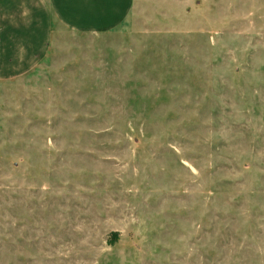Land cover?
Returning a JSON list of instances; mask_svg holds the SVG:
<instances>
[{
	"label": "rangeland",
	"instance_id": "obj_1",
	"mask_svg": "<svg viewBox=\"0 0 264 264\" xmlns=\"http://www.w3.org/2000/svg\"><path fill=\"white\" fill-rule=\"evenodd\" d=\"M48 39L0 72V264H264V0Z\"/></svg>",
	"mask_w": 264,
	"mask_h": 264
},
{
	"label": "crops",
	"instance_id": "obj_2",
	"mask_svg": "<svg viewBox=\"0 0 264 264\" xmlns=\"http://www.w3.org/2000/svg\"><path fill=\"white\" fill-rule=\"evenodd\" d=\"M133 6L134 0H0V72L5 75L7 62L22 61L11 57L23 47L24 56H37L49 40L51 14L75 31L97 33L115 29Z\"/></svg>",
	"mask_w": 264,
	"mask_h": 264
}]
</instances>
